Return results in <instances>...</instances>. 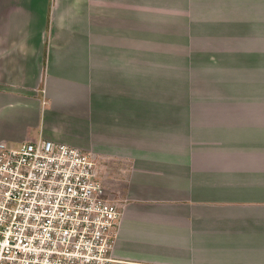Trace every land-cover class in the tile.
Segmentation results:
<instances>
[{
  "label": "crops",
  "instance_id": "1",
  "mask_svg": "<svg viewBox=\"0 0 264 264\" xmlns=\"http://www.w3.org/2000/svg\"><path fill=\"white\" fill-rule=\"evenodd\" d=\"M127 168L110 264H264V0H0V143Z\"/></svg>",
  "mask_w": 264,
  "mask_h": 264
},
{
  "label": "built area",
  "instance_id": "2",
  "mask_svg": "<svg viewBox=\"0 0 264 264\" xmlns=\"http://www.w3.org/2000/svg\"><path fill=\"white\" fill-rule=\"evenodd\" d=\"M126 174L51 140L0 143V264H110Z\"/></svg>",
  "mask_w": 264,
  "mask_h": 264
}]
</instances>
